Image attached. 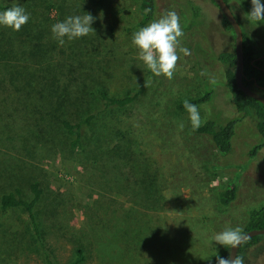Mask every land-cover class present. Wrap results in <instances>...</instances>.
Segmentation results:
<instances>
[{
	"label": "rangeland",
	"instance_id": "374dc122",
	"mask_svg": "<svg viewBox=\"0 0 264 264\" xmlns=\"http://www.w3.org/2000/svg\"><path fill=\"white\" fill-rule=\"evenodd\" d=\"M59 1L81 15L92 14L95 33L77 42L65 38L63 46L56 44L55 61L70 63L84 57L89 84L103 85L114 96L138 95L129 107L103 113L94 125L99 136L124 134L127 139L118 149L106 137L108 142L92 154L87 147L73 156L58 154V142L53 149L30 143L28 152L22 154L0 151V164L12 169V184L21 185L25 196L26 181L37 179L46 194L40 206L58 203L57 219L50 218L54 224L49 227L55 264L75 259V241L91 249L90 258L80 264H209L223 247L213 236L226 227L243 228L246 211L264 205V143L253 122L233 108L224 86L223 66L216 60L219 53L233 51V34L223 28L220 13L209 0H154V20L166 11L178 13L184 31L180 46L191 52L189 56L179 54L174 78L169 80L155 77L132 45V36L139 30L140 0ZM225 1L243 25L254 56L264 59V20L249 21L251 0ZM249 88L264 96V89ZM205 90L211 96L197 106L202 122L235 121L231 150L225 156L217 154L207 136L191 132L186 110H175L177 104ZM180 123L185 126L183 131ZM21 127L22 122L17 123L15 132L21 134ZM105 151L134 157L131 168L125 169L127 174L155 176L152 188L160 198L154 210L136 205L138 211L128 218L124 209L132 204L119 197L120 206L111 205L108 212L96 207L91 211L96 195L113 190L109 186L101 189L103 185L95 181L98 175L107 176L108 181L125 175L120 162H106ZM232 182L237 185L235 198L227 206L219 205L217 194ZM25 226L20 211L0 212V264H43L35 255L15 251L19 245L15 238ZM243 258L245 264H264V236Z\"/></svg>",
	"mask_w": 264,
	"mask_h": 264
},
{
	"label": "trees",
	"instance_id": "16d2710c",
	"mask_svg": "<svg viewBox=\"0 0 264 264\" xmlns=\"http://www.w3.org/2000/svg\"><path fill=\"white\" fill-rule=\"evenodd\" d=\"M224 2L226 3L225 0ZM13 4L22 6L30 15V19L20 31L0 26V151L3 149L7 155L22 154V151L28 152L30 143L38 144L42 149H53L58 142L61 145L58 154L73 156L74 153L86 150V147L92 154L95 150L102 149L105 142H108L106 137L115 149H118L127 139L124 134L104 133L99 136L94 125L103 113H112L129 107L138 93L114 96L103 85L89 84L91 77L86 72L84 57L71 60L70 63L63 60L55 61L58 55L55 45L58 43L53 38L51 27L68 16L81 15L82 12L79 14L76 9L64 8L63 2L59 0H5L3 3L0 2V12L12 7ZM52 12L55 13L54 16L50 15ZM153 20L154 0H140L136 27L140 29ZM236 22L242 32L243 84L258 90L264 89V59L254 56L253 46L246 44L248 37L242 31L243 25L237 20ZM221 24L225 30L232 33L223 17ZM79 39L82 40L83 37L74 40L77 42ZM216 60L223 66L224 86L231 96L233 108L253 122L257 134L264 143V108L258 101L237 90L233 81V51L219 53ZM80 78L84 81L79 82ZM210 96L211 91L205 90L189 102L196 106L203 105L209 101ZM175 110L184 111L183 102L177 104ZM21 122V134H18L15 132V125ZM234 125V120L219 125L207 119L198 130L191 129V132L207 136L217 154L225 156L231 150ZM105 156L108 163L120 162L125 175L115 176L109 181L106 180L107 176L98 175L96 184L103 185L101 189L109 186L113 190L107 192L110 194L96 195L91 211L96 207L108 212V208H113L111 205H121L120 198L132 204V207L124 209L128 218L138 211V208H134L136 205L142 206L145 210H154L160 198L152 188V185L156 184L155 176L127 174L128 171L125 169L131 168L129 163L135 161L133 156L128 154L123 156L113 151H105ZM28 157L31 158V154ZM0 165L3 168L0 169L2 178L0 212L20 211L25 215L26 226L15 238V242L19 243L15 251L22 249L26 254L41 259L43 264H55L52 231L50 232L49 227L53 223L50 218L54 216L57 219L58 203H46L47 208L40 206L46 194L39 180L26 181L25 188L28 193L25 196L21 185L12 184L14 180L12 169ZM125 180H129L131 184ZM122 191L125 192L121 195ZM236 192L235 182L226 184L217 194L218 204L227 206L235 198ZM245 214L244 232L264 228V205L258 209L247 210ZM263 236L249 238L238 248L236 255L243 257L245 252ZM75 242L73 247L75 259L69 264H80L91 256L88 245ZM228 250L221 247L209 264H216L217 255L227 258Z\"/></svg>",
	"mask_w": 264,
	"mask_h": 264
},
{
	"label": "clouds",
	"instance_id": "9594fccd",
	"mask_svg": "<svg viewBox=\"0 0 264 264\" xmlns=\"http://www.w3.org/2000/svg\"><path fill=\"white\" fill-rule=\"evenodd\" d=\"M251 11L247 14L249 21L259 22L264 20V3L261 0H251ZM30 15L22 6L13 4L12 7L0 12V26L20 31L28 23ZM95 18L90 13L84 15L68 16L62 22H57L51 27L53 38L57 40L59 46L68 41L82 38L90 33H95L92 27ZM184 31L180 23V17L175 11H166L158 19L153 20L146 26L140 28L132 36V45L138 50V58L143 62L148 70L155 76H163L166 79H173L180 53L184 56L191 55L186 47H181V38ZM201 75H205L204 72ZM215 83L214 80L210 81ZM146 87V82H145ZM183 107L188 113V119L193 131L202 126V119L199 108L190 103L188 99L183 101ZM179 129L183 131L184 124H179ZM248 235L240 226L226 227L216 233L213 240L226 249L240 247L248 240ZM216 264H245L244 258L240 255L235 257L221 258L216 256Z\"/></svg>",
	"mask_w": 264,
	"mask_h": 264
},
{
	"label": "water",
	"instance_id": "95a60500",
	"mask_svg": "<svg viewBox=\"0 0 264 264\" xmlns=\"http://www.w3.org/2000/svg\"><path fill=\"white\" fill-rule=\"evenodd\" d=\"M214 6L219 11L221 17H223L228 25L230 26L233 33V54H234V66H233V81L238 91L243 93L245 96L250 97L258 101L264 108V97L258 94L256 91L250 89L249 87L243 84V57H242V32L240 26L236 22L233 14L231 13L227 3L224 0H210ZM249 238L255 236L264 235V228L261 229H251L245 232ZM248 238V239H249ZM238 248L229 249L228 257H235Z\"/></svg>",
	"mask_w": 264,
	"mask_h": 264
}]
</instances>
